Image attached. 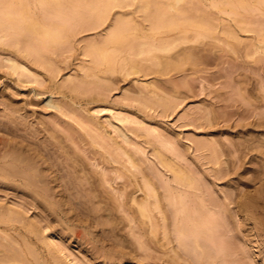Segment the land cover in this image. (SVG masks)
Segmentation results:
<instances>
[{"label":"rangeland","instance_id":"374dc122","mask_svg":"<svg viewBox=\"0 0 264 264\" xmlns=\"http://www.w3.org/2000/svg\"><path fill=\"white\" fill-rule=\"evenodd\" d=\"M0 264H264V0H0Z\"/></svg>","mask_w":264,"mask_h":264},{"label":"bare ground","instance_id":"6f19581e","mask_svg":"<svg viewBox=\"0 0 264 264\" xmlns=\"http://www.w3.org/2000/svg\"><path fill=\"white\" fill-rule=\"evenodd\" d=\"M116 37H117V36H116ZM114 38H115V37H114ZM9 60H10V59H9ZM7 61H8V60H7ZM10 61L12 62V60H10ZM17 63H18V62H16V65H18ZM10 64H11V63H10ZM13 65H14V66H12V68H13V71L15 72V70H17V69H16L17 67L15 68V66H16V65H15V62H14ZM18 66H19V68H20V63H19ZM22 67H23V66H22ZM24 68H25V67H24ZM14 69H15V70H14ZM26 69H27V68H26ZM49 103H50V102H49ZM50 104H51V103H50ZM51 105H52V104H51ZM52 106H53V105H52ZM246 146H247V145H246ZM246 146H245V148H246ZM243 147H244V146H243ZM4 156H6V155L4 154ZM8 157H9V156H8ZM4 158H5V157H4ZM21 159H22V158H21ZM22 160H23V159H22ZM19 161H20V160H19ZM20 162H21V161H20ZM11 166H12V165H11ZM10 168H11V167H10ZM14 168H15V167H14ZM14 168H13V169H14ZM16 168H17V167H16ZM11 170H12V169H11ZM14 170H15V169H14ZM14 170H13V171H14ZM21 171H22V170H21ZM8 172H9V171H8ZM16 172H18V171H16ZM23 172H24V171H23ZM6 174H7V173H6ZM9 174H10V172H9ZM13 174H14V173H13ZM20 174H22V172H21ZM25 174H26V173H25ZM10 175L12 176V173H11ZM16 175H17V174H16ZM18 175H19V174H18ZM22 175H24V174H22ZM24 178H25V177H24ZM262 202H263V201H262Z\"/></svg>","mask_w":264,"mask_h":264}]
</instances>
